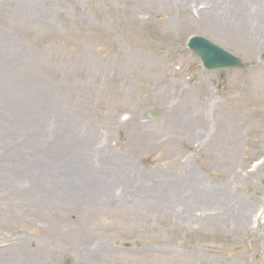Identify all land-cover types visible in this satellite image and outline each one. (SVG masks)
Masks as SVG:
<instances>
[{
	"label": "rangeland",
	"instance_id": "374dc122",
	"mask_svg": "<svg viewBox=\"0 0 264 264\" xmlns=\"http://www.w3.org/2000/svg\"><path fill=\"white\" fill-rule=\"evenodd\" d=\"M86 262L264 264V0H0V264Z\"/></svg>",
	"mask_w": 264,
	"mask_h": 264
},
{
	"label": "water",
	"instance_id": "95a60500",
	"mask_svg": "<svg viewBox=\"0 0 264 264\" xmlns=\"http://www.w3.org/2000/svg\"><path fill=\"white\" fill-rule=\"evenodd\" d=\"M188 47L199 55L203 66L208 71L229 68L245 69V65L240 61V59L204 38H192ZM158 115L159 113L152 114L153 117Z\"/></svg>",
	"mask_w": 264,
	"mask_h": 264
},
{
	"label": "bare ground",
	"instance_id": "6f19581e",
	"mask_svg": "<svg viewBox=\"0 0 264 264\" xmlns=\"http://www.w3.org/2000/svg\"><path fill=\"white\" fill-rule=\"evenodd\" d=\"M199 119H200V121L201 120H203V117L202 116H200V117H198ZM198 119V120H199ZM202 122H204V121H202ZM190 135H191V138H193V139H196L197 138V136H196V131H192V132H190V134L187 136L188 138L190 137ZM211 137V135L209 134V138ZM88 262V261H87ZM87 262H86V264H87ZM89 264V263H88Z\"/></svg>",
	"mask_w": 264,
	"mask_h": 264
}]
</instances>
